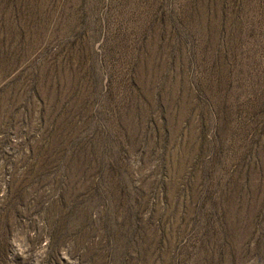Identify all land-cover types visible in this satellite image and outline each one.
Returning a JSON list of instances; mask_svg holds the SVG:
<instances>
[{"label": "rangeland", "instance_id": "374dc122", "mask_svg": "<svg viewBox=\"0 0 264 264\" xmlns=\"http://www.w3.org/2000/svg\"><path fill=\"white\" fill-rule=\"evenodd\" d=\"M0 264H264V0H0Z\"/></svg>", "mask_w": 264, "mask_h": 264}]
</instances>
